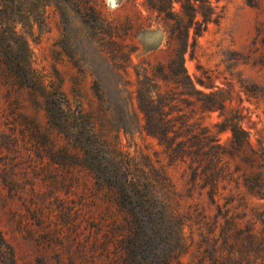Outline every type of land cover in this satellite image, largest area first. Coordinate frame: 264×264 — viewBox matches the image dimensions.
I'll use <instances>...</instances> for the list:
<instances>
[{
  "label": "rangeland",
  "instance_id": "obj_1",
  "mask_svg": "<svg viewBox=\"0 0 264 264\" xmlns=\"http://www.w3.org/2000/svg\"><path fill=\"white\" fill-rule=\"evenodd\" d=\"M214 4L179 60L172 20L149 0H0V264H124L128 218L80 165L71 128L47 120L55 98L145 177L166 176L182 221L169 264H264V65L251 43L264 0ZM159 118L180 140L171 155L144 129ZM142 254L128 264H153Z\"/></svg>",
  "mask_w": 264,
  "mask_h": 264
},
{
  "label": "trees",
  "instance_id": "obj_2",
  "mask_svg": "<svg viewBox=\"0 0 264 264\" xmlns=\"http://www.w3.org/2000/svg\"><path fill=\"white\" fill-rule=\"evenodd\" d=\"M217 1L149 0L150 8L159 13L163 12L165 17L172 20L168 34L173 35L181 44V55L177 56L179 60L182 59V53L186 49L189 32L191 39L189 45L192 46L196 37L202 33L207 22L211 20L216 8L214 3ZM246 2L251 6L258 5V0H246ZM173 4L177 6L175 13ZM262 12L264 13V6ZM102 20L104 19L98 14H94L89 17L88 22L98 23ZM1 21L0 12V28L3 24ZM254 30L251 41L252 52L257 54L259 61L264 65V20L260 21ZM2 60L5 62L8 59ZM24 61L29 63V56L17 57L12 65L16 67ZM175 64L176 62L172 63L171 71L178 79L179 73L174 70ZM179 71L184 73L181 64ZM24 77L26 79L24 85L43 87L42 81L31 73H26ZM137 98L140 110L145 112L147 109L141 103L142 98L139 96ZM59 99H51L52 106H46L47 120L57 125V120L60 118L66 122L65 125L71 128L69 136L82 153L80 165L88 170L94 181H100L112 189L116 204L128 218L130 227L127 234L116 241L118 250L123 253L124 264H128L135 250L138 249L143 253L140 258L144 263L169 264L177 257L176 251L182 244L181 214L172 185L162 172H158L156 179L145 177L143 175L145 171L138 169L127 155L116 153L107 147L105 142L94 133L89 121L84 118L80 110L71 109L67 100ZM172 121L159 118L158 124H155L146 119L144 124V129L164 144L169 155L175 152V147L180 142L178 140L175 143L174 140L177 137L171 139L164 128ZM1 251L10 253L11 249L0 234ZM7 264H13V259H9Z\"/></svg>",
  "mask_w": 264,
  "mask_h": 264
}]
</instances>
